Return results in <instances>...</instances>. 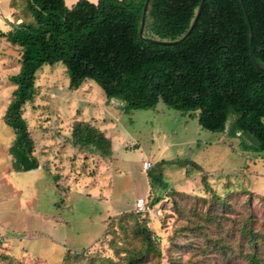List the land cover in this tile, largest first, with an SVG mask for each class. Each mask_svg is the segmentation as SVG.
Instances as JSON below:
<instances>
[{
	"label": "rangeland",
	"instance_id": "rangeland-1",
	"mask_svg": "<svg viewBox=\"0 0 264 264\" xmlns=\"http://www.w3.org/2000/svg\"><path fill=\"white\" fill-rule=\"evenodd\" d=\"M31 20L26 0L0 16V264L264 261V154L231 147L238 140L203 129L198 113L160 102L126 114L94 82L71 89L62 64L43 66L24 107L39 168L16 170L4 116L22 49L1 34ZM76 122L105 131L112 156L75 148ZM149 173L169 188L151 185ZM140 198L147 206L139 212Z\"/></svg>",
	"mask_w": 264,
	"mask_h": 264
},
{
	"label": "trees",
	"instance_id": "trees-1",
	"mask_svg": "<svg viewBox=\"0 0 264 264\" xmlns=\"http://www.w3.org/2000/svg\"><path fill=\"white\" fill-rule=\"evenodd\" d=\"M243 1L252 46L240 0H205L196 26L175 45L157 42L183 38L202 0H150L144 36L146 0H79L72 7L65 0H26L32 20L11 24L1 34L22 49L20 71L10 77L16 89L4 116L15 133L10 153L16 170L39 168L24 107L34 100L37 71L58 63L66 68L71 89L92 81L108 100L120 101L126 114L163 102L183 114L198 113L203 129L238 140L231 147L264 154V71L250 57L252 52L264 67V0ZM17 5L18 0L11 1V8ZM70 142L103 157L113 154L106 132L87 122L74 124ZM148 178L151 185L169 188L162 174L149 173ZM147 239L152 246L150 234Z\"/></svg>",
	"mask_w": 264,
	"mask_h": 264
},
{
	"label": "water",
	"instance_id": "water-1",
	"mask_svg": "<svg viewBox=\"0 0 264 264\" xmlns=\"http://www.w3.org/2000/svg\"><path fill=\"white\" fill-rule=\"evenodd\" d=\"M240 1L242 3L243 8H244V13H245V16H246V19H247V23H248V27H249V33H250V44L252 46V44H253V30H252L251 21L249 19L247 10L245 8L244 1L243 0H240ZM149 2H150V0H146V4H145V8H144V14H143L142 22H141V27H140V35L141 36H144V27H145V22H146L147 10H148ZM204 2H205V0H202L201 5L199 7V10L197 12V15L195 17V20H194L191 28L189 29V31L187 32V34L185 36H183V38H181L180 40L174 41V42H162V41H158L157 43L163 44V45H175V44H178V43L182 42L185 38H187L189 36V34L192 32V30L194 29V27L196 26L198 20H199V17L201 15V12H202V9H203V3ZM250 57H251L254 65L258 69L264 71V67L257 62V60L253 56V53L252 52L250 53Z\"/></svg>",
	"mask_w": 264,
	"mask_h": 264
},
{
	"label": "crops",
	"instance_id": "crops-1",
	"mask_svg": "<svg viewBox=\"0 0 264 264\" xmlns=\"http://www.w3.org/2000/svg\"><path fill=\"white\" fill-rule=\"evenodd\" d=\"M11 1L12 0H0V16L6 15L9 10H11ZM79 0H65L68 7H72ZM93 3H97L99 0H88Z\"/></svg>",
	"mask_w": 264,
	"mask_h": 264
},
{
	"label": "built area",
	"instance_id": "built-area-1",
	"mask_svg": "<svg viewBox=\"0 0 264 264\" xmlns=\"http://www.w3.org/2000/svg\"><path fill=\"white\" fill-rule=\"evenodd\" d=\"M152 167V164L150 162H145L144 164V170H149ZM147 206V199L146 198H140L137 201V210L145 211V208Z\"/></svg>",
	"mask_w": 264,
	"mask_h": 264
}]
</instances>
